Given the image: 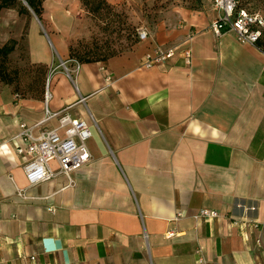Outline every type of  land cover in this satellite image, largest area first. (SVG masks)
<instances>
[{"label": "crops", "instance_id": "obj_1", "mask_svg": "<svg viewBox=\"0 0 264 264\" xmlns=\"http://www.w3.org/2000/svg\"><path fill=\"white\" fill-rule=\"evenodd\" d=\"M19 1L28 12L0 8V46L26 26L42 73L0 81V264H197L198 248L206 264H264V50L214 36L218 11L199 0L126 50L80 61L69 0H41L39 17ZM188 36L189 66L176 55L141 67L154 45ZM60 110L86 122L91 159L29 185L20 124L36 137ZM201 208L218 215L194 219Z\"/></svg>", "mask_w": 264, "mask_h": 264}, {"label": "built area", "instance_id": "obj_2", "mask_svg": "<svg viewBox=\"0 0 264 264\" xmlns=\"http://www.w3.org/2000/svg\"><path fill=\"white\" fill-rule=\"evenodd\" d=\"M211 4L218 11L217 17L210 24L214 36L219 37L223 32L231 31L239 43L255 45L264 26V18L260 14L236 9V0H212ZM148 36L149 31L146 27L140 28L137 32L138 40H145ZM190 39L191 36H188L176 45H154L144 56L141 67L151 68L163 64L176 55H179L184 64L189 66L192 61ZM48 96L47 93L44 94L45 101ZM48 118H56V127L41 130L36 137L32 136L31 127L24 123L20 124L19 135L26 141L25 150L28 154L21 168L29 185L49 181L58 175L68 176L91 159L86 145L90 131L85 121L71 118L65 110L49 113L46 116V119ZM59 130L62 133H59ZM17 152L21 153V149H17ZM17 195L23 197L24 190L17 189ZM217 215L214 210L201 208L192 217L204 219L214 218ZM196 253L197 264H206L200 248Z\"/></svg>", "mask_w": 264, "mask_h": 264}, {"label": "rangeland", "instance_id": "obj_3", "mask_svg": "<svg viewBox=\"0 0 264 264\" xmlns=\"http://www.w3.org/2000/svg\"><path fill=\"white\" fill-rule=\"evenodd\" d=\"M67 2V8L72 6L69 10L70 20L64 25L69 28L67 36L72 54L100 59L130 47L138 39L140 28L146 27L149 31L169 14L201 4L199 0H91L90 11L79 0ZM246 7L248 11L264 14V1L251 0ZM10 39L13 38L7 42ZM24 45L25 27L7 64L8 68L19 70L22 86L30 82L29 74L33 77L36 74L35 67L25 59Z\"/></svg>", "mask_w": 264, "mask_h": 264}, {"label": "trees", "instance_id": "obj_4", "mask_svg": "<svg viewBox=\"0 0 264 264\" xmlns=\"http://www.w3.org/2000/svg\"><path fill=\"white\" fill-rule=\"evenodd\" d=\"M28 6L32 9V11L39 17L41 13V0H25ZM85 7H87L90 11L91 9V0H79ZM105 2V0H98ZM251 1V0H236V9H243L247 11L248 13H258L259 12H254V11H248L246 4ZM258 2L264 1V0H257ZM15 2H19L20 5V10L21 11H27V8L21 3L19 0H0V8L2 7H10L12 6ZM249 9V8H248ZM94 10V9H93ZM264 18V14H260ZM26 28V26H25ZM137 41V40H136ZM18 44V40H13L10 39L8 42L4 43L2 46H0V81H4L9 84H14L15 88H19L20 84V72L17 68H8L7 64L9 63L10 56L14 53L15 51V46ZM255 45L264 50V26L261 29V34L258 40L256 41ZM25 48V53H26V45H24ZM74 54V53H73ZM71 50H70V55L71 57L76 58L77 60L80 61H93V60H102L100 58H92L87 55L81 56V55H73ZM76 56V57H75ZM25 59L27 61L26 55ZM29 64V63H28ZM32 67H35V72L36 76H39L42 73V69L38 67L37 65H32L29 64ZM30 84V83H29ZM28 84V86H29Z\"/></svg>", "mask_w": 264, "mask_h": 264}]
</instances>
